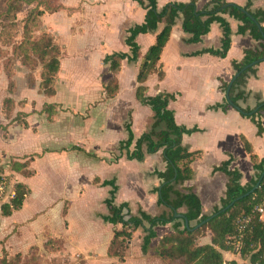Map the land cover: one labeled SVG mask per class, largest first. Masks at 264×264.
<instances>
[{"label": "crops", "instance_id": "obj_1", "mask_svg": "<svg viewBox=\"0 0 264 264\" xmlns=\"http://www.w3.org/2000/svg\"><path fill=\"white\" fill-rule=\"evenodd\" d=\"M190 1L193 0H158L157 5L162 9L169 3ZM196 1L197 10L208 3V0ZM226 1L239 7L246 5V0ZM59 4L67 10H74V13L60 11L46 14L41 19V32L52 35L62 53L54 86L55 96L48 98L39 91V77L34 86L27 87L25 74L28 72L21 64L14 71L15 90L8 94V79H4L0 70V126L6 128L5 132L0 130V166L11 161L25 163L34 157L28 166L30 175L11 174L15 184L23 185L29 194L20 211L7 218L0 217V253L4 251L8 256L20 254L25 257L34 248L42 256L48 240H61L64 252L71 256L76 252L84 264L106 259L109 264H129V259L135 256L142 261L141 264H166L154 252L146 256L141 254L142 231L132 235L124 263L110 259L108 248L114 232L120 231L121 226L104 223L100 218L109 213L104 202L110 197L111 188L102 187L104 181H115L118 188L115 204H127L132 216L139 211L151 216L167 211L157 205L158 195L152 193L160 185L154 172H163L166 167L161 151L154 155L146 154L142 162L129 161L124 155L112 162L113 154L127 139L124 124L129 114L135 139L152 128L153 113L136 100L135 94L142 57L154 44L155 34L136 38L140 59L136 63L126 60L121 63L115 76L118 81L115 98L105 99L104 93V86L114 76L103 65V58L113 53L129 54L124 43L126 31L142 24L146 12L133 0H59ZM251 9L264 10V0H252ZM223 17L231 30V46L224 59L209 54L194 56L220 49L222 30L218 24L211 26L209 34L200 43L189 45L184 41L190 36L182 32V19L179 18L158 64L163 78L159 79L153 73L144 84L146 98L163 93L174 94L176 99L168 108L174 113L176 125L195 130L182 137V146L189 153L199 155L191 164V180L177 186V190L196 194L202 214L208 217L213 215L216 207H220L229 181L224 173L214 172V169L231 160L229 170L239 172L240 185L247 186L255 178L251 155L258 161H264V134L259 136L256 125L243 115L247 111L253 114L264 104V62L255 67V76L246 79L242 90L244 96L235 106L242 111L241 114L230 105L225 111L213 109L225 101L228 103L227 92L223 93L221 86L226 83L229 87L236 75L231 64L241 62L244 51L256 47L250 36L237 34L240 23L229 16ZM162 28L160 26L159 30ZM76 57H82L80 64L86 65L82 72H89L87 63L95 67L93 82L74 88L76 85L70 81L78 79ZM79 89L94 95L92 100L83 104L82 110L76 108V90ZM6 99L14 102L10 109L12 118L17 114L25 115L26 128L6 119L2 113ZM45 104L56 106L57 115L52 122H48L45 114L41 113ZM82 116L88 119L83 120ZM260 123L264 128V115ZM243 140L248 143L251 154L246 151ZM39 166L44 171L40 172ZM82 184L90 189L89 195H83ZM72 194L76 203L88 209L83 212L84 219L76 223L74 236L70 219ZM180 213H185V210ZM155 231L157 238L154 242L157 244L153 243L154 247L162 237L172 233L171 225L158 227ZM211 239L207 232L198 239V244L210 245ZM70 244L76 249L70 250ZM49 256L60 257L61 252ZM223 257L226 262L249 264L234 253H223Z\"/></svg>", "mask_w": 264, "mask_h": 264}, {"label": "trees", "instance_id": "obj_2", "mask_svg": "<svg viewBox=\"0 0 264 264\" xmlns=\"http://www.w3.org/2000/svg\"><path fill=\"white\" fill-rule=\"evenodd\" d=\"M59 0H14L7 3L6 19L10 25L0 27V42L3 40H13L19 33L17 14L24 6H31L35 3L41 5L36 11H31L29 18L22 28L21 42L14 45L13 54L20 57L24 63L36 59L41 63V84L40 90L45 97L55 96V81L60 68V57L62 55L60 47L55 43L52 35L41 32L40 35H34L39 29L41 19L46 14H55L60 11L74 13V10L65 9L58 3ZM146 14L144 22L135 25L126 31L125 45L129 49V54L113 53L106 55L102 63L108 67V71L114 76L104 86L105 99H113L118 92V81L115 76L119 73L121 63H136L140 59V47L136 43L139 35L155 34V42L142 57L139 72L136 78L138 88L136 89V100L150 108L153 113L152 128L148 133L142 134L138 139L132 132L131 115L124 124L127 133L126 141L118 148V155L114 159L118 161L123 155L129 161L142 162L145 155H154L162 152V158L166 164L163 172L155 171L154 176L160 181L158 188L153 189L152 193L158 195L157 205L165 207L166 212L158 216H151L145 212L139 211L136 216L129 213L127 204L116 205L115 195L117 186L115 181H104L102 187H110V197L104 202L108 209L107 216H101L104 223L112 226H121L120 231H115L113 239L108 248V257L116 259L118 263H124L126 253L129 248L132 235L136 231H142L144 236L140 246L143 256L149 252L155 255L166 264H236L235 262H226L223 253L237 254L242 260L249 264H264V219H261L254 213L255 209L264 200V178L259 188L249 197L234 204V206L221 213L201 228L193 230L197 225L208 219V216L202 214V206L199 197L188 192L186 194L177 190V186L191 180L193 172L191 164L198 153H189L182 146V137L191 135L195 130H187L185 127L177 126L174 120V113L168 108L169 104L175 101L174 94H159L153 98H146L144 87L148 77L156 73L159 79L163 78V73L158 67L161 54L168 43L172 29L176 21L181 18V30L184 34L190 36L184 42L186 44H198L202 38L207 36L213 24H218L222 30L221 47L218 50H207L196 53L194 56L209 54L211 56L224 59L231 46V30L229 23L223 16H229L231 19L240 23L237 34L240 36L248 35L256 43V47L244 51V57L241 62L231 64L234 74L239 73L245 67L256 61L264 59V10L253 11L251 9L252 0H246L244 7H239L228 3L226 0H208V3L197 10V1L188 3H169L162 9H158V0H133ZM9 2V1H8ZM250 15L254 22L247 16ZM163 26L161 30L159 27ZM38 27V28H37ZM34 32V33H33ZM7 42V41H5ZM10 43V42H9ZM256 68H251L240 75L231 86L228 98L230 102L237 106L244 93L246 79L248 76H255ZM8 73V80L10 77ZM228 84L222 83L221 90L226 93ZM9 93H12L13 86H9ZM12 100L6 99L3 102V110L8 112L12 107ZM229 104L216 106L213 109L225 111ZM8 109V110H7ZM47 121L52 122L53 117L57 115L56 106L45 104L42 111ZM256 125L258 135L264 134V128L260 123L264 115V105L255 113L248 111L243 113ZM12 123H17L27 127L25 121H19L18 116ZM0 128H2L0 126ZM5 131V130H4ZM246 151L251 154V149L246 141L243 140ZM145 150V151H144ZM251 161L255 172V178L247 186H241V175L237 171H230L231 160L215 168L214 172L224 173L229 181L226 186L224 198L220 201V207L214 209L213 215L219 213L227 207L232 201L248 193L257 183L264 171V161H258L251 155ZM34 157H30L27 162H12L10 164V174L22 173L30 175L28 170L29 163ZM3 168L0 167V185L4 184ZM29 191L21 184H16L13 198L0 206V217H10L13 213L22 209V206L28 196ZM185 210V213H180ZM65 214V211L63 212ZM176 215H182L188 222L189 228L185 227L184 219L177 218ZM250 219V223L243 231H239V220ZM194 224V225H192ZM171 225L172 233L159 240L157 246H153L157 238L155 229ZM207 232L211 234L210 245H199L198 239ZM63 249L61 240H48L44 244V250L59 252ZM38 249L32 248L27 256L15 255V260L7 261V254L4 253V259L0 264H37L39 255L33 254ZM27 260V261H26ZM25 262V263H22Z\"/></svg>", "mask_w": 264, "mask_h": 264}, {"label": "rangeland", "instance_id": "obj_3", "mask_svg": "<svg viewBox=\"0 0 264 264\" xmlns=\"http://www.w3.org/2000/svg\"><path fill=\"white\" fill-rule=\"evenodd\" d=\"M9 1V2H8ZM14 0H0V27H3L6 23V25H10L11 23L7 21L6 19V6L7 3H11ZM59 3V1H58ZM41 5L37 6V3L31 5V6H24L22 11L20 13L17 14V22L14 23V25L18 26V30L19 33H17L18 35H15L13 40H5V41H1L0 42V70L3 72L4 74V79L7 77L8 73H10V77L7 83V90L6 92L8 94L9 93V86L12 85L13 86V90L12 93L15 90V80L14 78V71L17 69V67L19 66V64H21L28 73L25 74V78H26V86L31 88L32 86H34V83H36V79L39 77V86L41 84V73H42V66L41 63L36 60V59H32L31 62L28 63H24V61L21 60L20 57H17L16 55L13 54V50H14V45L18 44L21 42L22 38H21V34H22V28L23 25H25L27 19L29 18V14L31 11H36L37 9L40 8ZM38 28V27H37ZM39 31H37L34 35H40L41 33V22H40V26L39 29H37ZM34 33V32H33ZM10 42V43H9ZM82 60V57H76V78L78 77V79L75 80H71L70 82H72V84L76 85V87H84V85H89L90 83L93 82V78H94V67L95 65L91 64V63H87L88 65V70L87 73L82 72L84 66L86 67V65L84 64H80ZM19 78H21L20 76H18ZM8 79V78H7ZM99 89V85H97V91L98 92ZM39 91L40 87H39ZM11 93V94H12ZM98 96V95H97ZM94 98L93 94H88V93H83L82 91L76 90V108L78 110H82V106L83 104H86L87 102H89L90 100H92ZM1 100V99H0ZM1 102V101H0ZM4 102V101H3ZM14 102H12L13 104ZM20 104H22V102H20ZM96 104V103H95ZM13 106V105H12ZM33 109H35V104L32 105ZM11 109V107L9 106L8 109ZM7 109V110H8ZM84 109V108H83ZM2 113L5 115L7 120L10 119H14V117L12 118L13 114L11 113V110H9L8 112H6V110H2ZM33 113H36L35 111ZM11 114V115H10ZM85 115H88L87 113H85ZM18 116V120L21 122L25 121V115L24 114H17ZM16 116V117H17ZM83 120H87L88 117H84L82 116ZM2 128H0V130L4 131L6 130V128H4L3 126H1ZM5 132V131H4ZM5 136V135H4ZM119 153L117 151L116 154H113L112 162H116V160L114 159V156H117ZM34 161V159H33ZM13 161H11L10 163H7L6 165L0 166L3 168V177H4V184L0 185V206L8 203L12 198H13V193L15 192V187L16 184L14 182V177H12V175L10 174V164ZM37 169L41 172L44 171V168L42 166L37 167ZM60 176H62L63 174H59ZM59 176V178H60ZM62 178V177H61ZM82 187H84V192L83 195H89L90 194V189L85 187V184L81 185ZM68 194L71 193V191L67 192ZM72 209H71V213H70V219H71V229H72V233L73 236L74 234L76 235V223L81 222L84 219L83 216V212L88 211V209L83 207V204L80 203H76V198H73V194H72ZM194 225V224H192ZM155 243V245L157 244V242H153ZM72 245L70 244L69 249L70 250H75L76 247H71ZM69 250V251H70ZM45 251V254H43L42 256L39 254V252L36 250L33 251V254L37 253L39 255V261L37 264H84L83 258L79 255H76L74 253L73 256H71V254H66L64 252V249H62L61 251V256L60 257H50L49 255L51 254H56L57 252H52V251ZM73 254V253H72ZM18 255V254H17ZM14 256H8L7 255V261L9 260H15V258H13ZM4 259V253L3 251L0 253V262ZM116 260V259H114ZM27 261V260H26ZM25 261V262H26ZM22 261V263H25ZM129 264H141L142 261L141 260H137L136 256L129 259ZM150 263V262H149ZM163 263V262H162ZM90 264H109V261L106 260H97V261H93L90 262ZM151 264V263H150Z\"/></svg>", "mask_w": 264, "mask_h": 264}, {"label": "water", "instance_id": "obj_4", "mask_svg": "<svg viewBox=\"0 0 264 264\" xmlns=\"http://www.w3.org/2000/svg\"><path fill=\"white\" fill-rule=\"evenodd\" d=\"M247 16H248V17L254 22V20L251 18L250 15H247ZM263 62H264V59L259 60V61H256V62H254V63H251L250 65H248L247 67H245L243 70H241L239 73H237V74L233 77L232 82L230 83V85H229V87H228V90H227V93H226V97H227L228 103H229L230 106H232L233 108H235L240 114L242 113V111H240V109H238L237 107H235V106L230 102V100H229V98H228L229 90H230L231 86L233 85L234 81H235L240 75H242L244 72H246L247 70H249V69H251V68H255L256 66L260 65V64L263 63ZM263 105H264V104H263ZM263 105H260V106L254 111V113H256V112H257V111H258ZM254 113H253V114H254ZM263 178H264V171H263V173L261 174V176H260L259 180L257 181L256 185H255V186H254V187H253L248 193H246L245 195H243V196L239 197L238 199L232 201L227 207H225L224 209H222L219 213H217V214H215V215H212V216L208 217V219H206L205 221H203L202 223H200L199 225H197V226H196L193 230H191V231H195V230L201 228L203 225H205L206 223L210 222L213 218H215V217L218 216L219 214H221V213H225L226 211L230 210V209L234 206V204H236L237 202H239V201L243 200L244 198H247V197H249L250 195H252V194H253V193L259 188V186H260V184H261ZM176 217H177V218H182V219H184L182 215H176ZM184 224H185V227H186V228H189V224H188V222H187L185 219H184Z\"/></svg>", "mask_w": 264, "mask_h": 264}, {"label": "built area", "instance_id": "obj_5", "mask_svg": "<svg viewBox=\"0 0 264 264\" xmlns=\"http://www.w3.org/2000/svg\"><path fill=\"white\" fill-rule=\"evenodd\" d=\"M255 214H257L261 219H264V200L262 203L255 209ZM250 223V219L239 220V231H243L247 225Z\"/></svg>", "mask_w": 264, "mask_h": 264}]
</instances>
